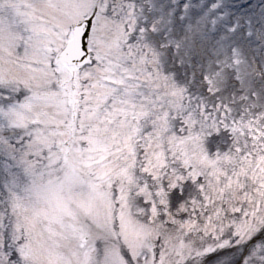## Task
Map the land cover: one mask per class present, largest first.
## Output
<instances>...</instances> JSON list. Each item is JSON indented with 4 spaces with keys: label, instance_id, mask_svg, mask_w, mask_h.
<instances>
[{
    "label": "snow or ice",
    "instance_id": "6c2138e0",
    "mask_svg": "<svg viewBox=\"0 0 264 264\" xmlns=\"http://www.w3.org/2000/svg\"><path fill=\"white\" fill-rule=\"evenodd\" d=\"M0 264H264V0H0Z\"/></svg>",
    "mask_w": 264,
    "mask_h": 264
}]
</instances>
